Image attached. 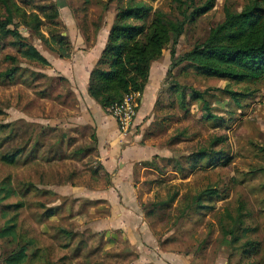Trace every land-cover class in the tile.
<instances>
[{
    "label": "rangeland",
    "instance_id": "obj_1",
    "mask_svg": "<svg viewBox=\"0 0 264 264\" xmlns=\"http://www.w3.org/2000/svg\"><path fill=\"white\" fill-rule=\"evenodd\" d=\"M85 1L35 0L26 5L23 0H17L28 13L36 11L43 20L35 6L57 2L59 26L46 23L41 32L48 39L51 29L69 35L73 54L86 51L73 36L76 26L78 29L85 17L91 40L87 43L82 38L84 44L90 49L96 43L98 36L92 22L101 16L103 4L108 0H90L88 6ZM145 2L154 10L178 16L177 12L173 13L175 6L172 7L169 0ZM249 2L217 0L212 11L188 24L177 46V55L191 51L207 39L210 30L224 20L226 7L240 12ZM196 3L199 4L198 0ZM114 16L115 13H108L106 24L113 21ZM20 31L51 64L29 62L9 40L0 43V74L14 67L15 62L7 59L8 56L15 57L16 65L21 68L13 82H3L0 78V126H8L7 131L0 133V153H13L22 147L28 151L36 137L41 143L36 159L25 152L15 165L0 160V184L11 178L17 191L16 196L0 200V229L16 216L18 233L34 239L32 250L39 251V257L29 264H170L166 258L176 254H190L194 264H249L262 260L259 255L244 257L238 247L229 244V238L225 239L221 228L230 222L228 213L235 216L240 206H244V211L250 213L245 226L256 229L248 239L258 241L264 248V84L237 85L205 78L185 65L168 77L169 49L154 63L150 77L153 74L155 85H160L159 94L154 112L145 119L143 133L146 132L157 153L154 161L159 169L145 173L139 169L133 182L128 184L134 198V211L143 214L154 238L140 243L139 228L136 232L133 230V234L130 232L131 237L125 231L115 233L113 210L108 201L94 204L96 200H103L115 186L101 164L94 128L83 123L86 119L74 86L61 79V72L52 64L61 58L25 27L20 26ZM73 54L71 59L63 60L69 64ZM175 83L188 92L194 88L205 93L217 119L208 118L202 103L191 97L187 98L188 110L182 111L177 105L174 108L176 98L170 87ZM225 89L239 95L253 93L244 98L239 96L238 105ZM137 128L135 122L132 133ZM201 150L222 154L224 159L217 165L219 159L215 162L216 155H211V159L196 167L188 165L187 157ZM227 158L231 162L224 165L223 160ZM177 162L184 165L185 172H177ZM207 189L217 191L212 202L206 203L207 209L191 212L183 218L185 199ZM175 192L179 196L172 208L158 209L148 215L152 204L168 199ZM119 200L120 212L132 210L123 196ZM16 203L24 207L19 210L7 207ZM51 209H57L55 216L45 219ZM42 221L44 224L40 223ZM107 232H110L109 237L105 236ZM114 234L116 241L110 242ZM10 248L13 247L0 240V264H3L1 255Z\"/></svg>",
    "mask_w": 264,
    "mask_h": 264
},
{
    "label": "trees",
    "instance_id": "obj_2",
    "mask_svg": "<svg viewBox=\"0 0 264 264\" xmlns=\"http://www.w3.org/2000/svg\"><path fill=\"white\" fill-rule=\"evenodd\" d=\"M169 1L172 7L175 6L173 13L177 12L178 16L160 9L154 10L145 0H129L126 4H124L125 0H108L103 4L101 16L92 22L94 32L98 36L105 25L107 14L115 13L108 41L99 61L91 72L88 86L89 96L109 115H112L110 109L122 104L126 96L143 95L150 80L153 64L164 56V51L167 49L171 51V66L167 74L168 77L173 75L172 71L185 65L205 78L225 80L237 85L264 84V0H250L240 12L226 7L224 20L210 30L207 39L182 55H177V46L185 34L186 27L212 11L217 0H198L199 4L196 3V0ZM34 2L35 0H23L26 5ZM115 2L116 4H114ZM90 4V0L85 1V6ZM99 5L102 3L99 2ZM112 5H116V8H113ZM35 7V10L40 12L44 20L36 11L28 13L26 8L18 4L17 0H0V43L9 40L10 45L16 48L24 59L43 66H50L47 58L35 47L32 41L22 35L20 26H23L31 31L32 36L40 39L50 52L57 54L61 59L70 58L73 54V46L68 36L51 29V38L48 39L41 32L46 23L52 27L59 26L60 8L58 3L52 2ZM87 25V17H85L82 24H78V27L87 43H90L91 36ZM7 59L15 62L14 67L0 74V78L3 82H13L21 68L16 65L18 60L15 57L8 56ZM61 79L66 81L63 77ZM170 91L176 98L172 104L174 108L177 105L182 111L188 110L187 98L191 97L194 101L202 103L208 118L217 119L205 99V93L194 88H190V92H188V89L177 83L170 87ZM224 91L238 105H240L239 96L244 98L253 93L239 95L237 92L228 89ZM39 95L43 96L42 93ZM138 101L140 106L141 98ZM7 128L6 125L0 126V133L7 131ZM31 142L32 146L28 151L26 147H22L13 153L1 152V162L7 165H15L25 152L31 159H36L41 143L38 137L32 139ZM211 155H216L215 162L219 159L217 165H220V159H224L221 158L222 154H208L201 150L187 157L186 163L196 167L200 162L211 159ZM155 158L153 161L142 165L148 169L158 170L159 168L155 165ZM223 161H225L223 162L224 165L231 162L229 158ZM176 167L177 172H185V167L181 162H177ZM94 174L98 175V172L95 171ZM216 193L217 191L214 189H207L189 200L185 199L186 206L183 209V218L191 212L207 209L206 203L212 202ZM16 195L17 191L12 186L11 178L3 180L0 184V200L6 201ZM178 196L179 193L175 192L168 199L152 204L151 212L148 215L154 214L158 209L172 208ZM98 202L100 201H96L94 204ZM7 207L19 210L24 205L16 203ZM240 207L235 216L227 214L230 222L222 225L223 235L225 239H230L229 244L231 246L241 250L244 257L251 258L252 255L262 257L261 262L249 264H264L262 244L248 239L249 234L256 231V229L245 226L250 213L244 211V206ZM57 209L46 212L44 218H53ZM6 213L5 210L4 214ZM43 222L40 223L44 224ZM63 232L65 233V230ZM23 235L17 231L16 216L5 222L4 227L0 229V240L13 248L6 250L1 255V263L29 264L39 257V251L32 250L35 246L34 239H27ZM109 235L110 232L105 234L107 237ZM115 235L113 238L111 236L110 242L116 241ZM185 256L188 257L190 254Z\"/></svg>",
    "mask_w": 264,
    "mask_h": 264
},
{
    "label": "crops",
    "instance_id": "obj_3",
    "mask_svg": "<svg viewBox=\"0 0 264 264\" xmlns=\"http://www.w3.org/2000/svg\"><path fill=\"white\" fill-rule=\"evenodd\" d=\"M114 21V19H113ZM113 21H109L100 32L96 43L90 49L84 44V35L79 27L73 33L81 43L82 50L78 54H73L72 61L68 63L63 59H56L52 62L54 67H58L61 77L65 78L74 86V92L78 96L81 103V110L84 112L83 122L95 130L98 140V151L101 156V164L113 182L114 188H110L109 193L103 196V200L108 201L112 208V219L115 224L112 228H116V232L125 231L131 237L130 232H136L139 228V242L144 243L148 239L153 240V234L148 229L147 223L144 221L143 214L139 211L135 212L133 205V196L129 191L128 184L133 182L135 174L142 170L151 172L152 169L145 168L142 164L151 162L157 156L151 142L148 140L146 132L143 133L146 125L145 119L151 115L156 107L159 86L155 85L153 74H151L149 83L140 96V106L136 119V132L129 135H122L115 118L105 112L101 106L95 102L88 93L90 75L97 62L99 61L104 47L108 41V36L113 25ZM69 37V35H67ZM69 39H71L69 37ZM71 59V58H69ZM49 61V60H48ZM156 63V62H155ZM154 65V64H153ZM153 69V68H152ZM125 198V204L132 210L128 212H120V198ZM140 210V209H139ZM139 215V216H138ZM112 231V230H111ZM130 241V240H129ZM155 242H153L154 244ZM153 246V245H152ZM172 257V258H171ZM166 258V262L170 264H194L191 256L185 257L179 254L171 255Z\"/></svg>",
    "mask_w": 264,
    "mask_h": 264
},
{
    "label": "built area",
    "instance_id": "obj_4",
    "mask_svg": "<svg viewBox=\"0 0 264 264\" xmlns=\"http://www.w3.org/2000/svg\"><path fill=\"white\" fill-rule=\"evenodd\" d=\"M139 98V94L128 95L122 104L116 105L110 109L112 116L117 121L119 131L122 135L131 134L135 128Z\"/></svg>",
    "mask_w": 264,
    "mask_h": 264
}]
</instances>
